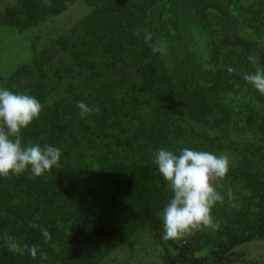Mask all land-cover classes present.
I'll use <instances>...</instances> for the list:
<instances>
[{
	"label": "rangeland",
	"instance_id": "374dc122",
	"mask_svg": "<svg viewBox=\"0 0 264 264\" xmlns=\"http://www.w3.org/2000/svg\"><path fill=\"white\" fill-rule=\"evenodd\" d=\"M19 1L0 0V88L35 97L43 110L55 111L50 120H82L87 139L95 147L108 145L109 159L127 170L109 172L105 181L98 180V167L84 145L75 152L77 161L72 155V163L64 172L60 166L40 177H31L30 170L10 180L0 177V215L14 219L17 225L25 224L36 235L3 231L2 264H74L76 259L88 264H168L166 249L172 254L183 251L199 257L225 244L227 233L246 236L264 204V106L256 89L248 82L242 87L240 80L233 78L225 91L224 115L213 109L202 121L179 114L181 120L177 122L185 133L169 135L163 147L172 152L187 146L216 155L225 153L230 170L218 189L224 202L212 209L219 228L195 230L179 241H166L162 212L172 193L158 169V178L149 170L156 166L151 163L156 149L141 146L131 134L137 124L133 120L141 119L142 104L133 108L127 92L132 86L152 84L143 78L141 66L146 64V56H141L142 50L127 51L137 31L131 34L126 26L122 31L107 30L115 27L103 16L101 4H89V0H62L58 12L25 29L3 24L1 16ZM49 1L43 0L45 4ZM224 5L230 13L225 31L249 47L256 58L255 65L251 62L242 69L243 78L245 73H254L257 65L264 67V36L246 28L264 20V0H224ZM212 9L206 10L210 23ZM136 23L140 30L149 28L153 42L165 44L160 27L165 23L160 14L155 12ZM116 41L121 45L118 55L105 49L118 46ZM165 45L168 51L159 54L160 60L173 74L177 46ZM130 46L131 50L136 47ZM207 50L211 58L214 53ZM207 61L209 67L214 65ZM106 98L113 102L115 112L102 107ZM81 101L98 108L94 110L96 118L80 115L77 104ZM36 121L21 130V137H31L29 129ZM57 174L59 180L55 179ZM41 229L50 233L47 242ZM5 233L15 238L21 250H9L2 239ZM251 243L256 249H264V237ZM25 244L38 247L35 258L23 248ZM41 252L47 254V260L40 259ZM260 254L264 258V252Z\"/></svg>",
	"mask_w": 264,
	"mask_h": 264
},
{
	"label": "trees",
	"instance_id": "16d2710c",
	"mask_svg": "<svg viewBox=\"0 0 264 264\" xmlns=\"http://www.w3.org/2000/svg\"><path fill=\"white\" fill-rule=\"evenodd\" d=\"M49 2V4H45L43 0H20L8 9L5 15L1 16V22L19 29L33 26L49 15L58 12L63 4L62 0H50ZM88 2L89 4H101L100 8L104 11L103 16L115 27H109L107 30L122 31L121 28L126 26L131 34L134 30L137 31L138 36L134 37L135 42L129 43L127 51L134 53L137 48L142 50L141 56H146V64L141 66L142 71L145 70L143 78L152 83L149 87L132 86L127 92V97L130 102L132 101L133 108L135 105L142 104L141 119L139 122L133 120L137 124L135 131L131 133L136 140H139L141 146L157 151L163 147L169 135H184L185 130L177 122L181 120L179 114L202 121H205L213 109H219L217 112L224 115L226 113L225 91L230 87V79L240 80L239 85L242 87L248 84L242 78V69L248 68L251 64L248 57L252 54L249 47L245 44L240 45L241 43L236 42L230 33L225 31L228 26L227 14L230 13L225 11L224 0H89ZM209 8H213L209 15L211 20L213 19L211 23L206 18V10ZM235 10L237 13L240 12L239 7ZM155 12L161 15V21L165 23L164 27L160 26L163 41L169 46L172 44L177 46L176 68L173 74L164 69L159 54L153 53L149 47L146 37H151L150 42H153L149 28L140 30L136 23L139 20L145 21L149 15L153 16ZM246 28H251L254 33L264 36V20L247 24ZM84 39L89 40L86 37ZM116 42L118 46L105 48H109V51L114 55L120 53V41ZM130 45H136V47L131 50ZM207 49L214 53L211 58L207 54ZM207 59H210V64H214L212 67H209ZM228 68H232L233 71L230 73ZM256 94L264 106V95L257 90ZM106 99L102 107L105 111L115 112L113 102ZM54 112L42 109L39 119L29 129L31 137L26 134L21 137L22 141L32 138L31 141L34 144L39 143L43 146L47 143L59 148L61 151L59 163L63 172L66 170V166L72 163L73 156L76 160L75 152L84 145L86 150L90 151L88 157L96 162L98 167L96 178L98 180L105 181L109 172L118 170L126 172V168L109 159L106 154L109 152L108 145L97 144L95 147L93 141L87 139L86 127L82 120H76L73 123L71 121L60 122L58 119L50 120L55 116ZM89 115L96 118L95 111ZM219 115L222 116V114ZM99 118L100 120L104 119L102 115ZM42 137L43 139H41ZM204 140L210 141L208 138ZM184 148L192 149L187 146ZM180 149L175 150L174 153L179 154ZM54 168L57 167L54 166ZM149 170L152 175L153 172L154 175H157L156 166H152ZM152 178L154 177L152 176ZM160 178L163 179L161 175ZM55 179L59 180L60 175L57 174ZM155 227L159 231L158 225L155 224ZM9 229L16 230L25 236H36L25 224L17 225L14 219L0 215V239L3 231ZM263 237L264 204L246 236L238 237L233 233H227L225 244L213 250L209 255L199 257L187 256L183 251L172 254L170 249H166L167 263L231 264L229 255L235 245ZM3 258L4 254L0 248V264L3 263ZM74 264L88 263L82 259H76Z\"/></svg>",
	"mask_w": 264,
	"mask_h": 264
},
{
	"label": "clouds",
	"instance_id": "9594fccd",
	"mask_svg": "<svg viewBox=\"0 0 264 264\" xmlns=\"http://www.w3.org/2000/svg\"><path fill=\"white\" fill-rule=\"evenodd\" d=\"M146 41H149L153 53L167 54L163 42H150L151 37H146ZM248 60L256 64L254 56H249ZM228 71L231 73L233 69L228 68ZM243 79L264 95V67L257 65L254 73H245ZM77 108L81 116L98 111V108L93 109L83 101L78 102ZM41 111L42 104L35 97L0 88V177L10 180L29 170L31 177H40L54 166L60 167L59 148L31 141L27 145L22 144L21 130L39 119ZM153 163L172 193L162 212L163 239L179 241L195 230L218 229L220 224L214 220L212 209L217 203L224 202V196L218 189L223 187L220 182L226 179L230 170L228 155L190 148H182L179 154H175L161 147L154 153ZM227 196L229 201L233 199L231 189ZM41 232L47 242L51 238L50 233L46 229H41ZM2 239L9 250H21L14 237L5 233ZM23 248L33 258L36 257V245L25 244ZM40 259L47 260V254L41 252Z\"/></svg>",
	"mask_w": 264,
	"mask_h": 264
},
{
	"label": "crops",
	"instance_id": "0c3cea01",
	"mask_svg": "<svg viewBox=\"0 0 264 264\" xmlns=\"http://www.w3.org/2000/svg\"><path fill=\"white\" fill-rule=\"evenodd\" d=\"M252 244L250 241L235 245L229 255L231 264H264V258L260 254L264 249H256Z\"/></svg>",
	"mask_w": 264,
	"mask_h": 264
}]
</instances>
